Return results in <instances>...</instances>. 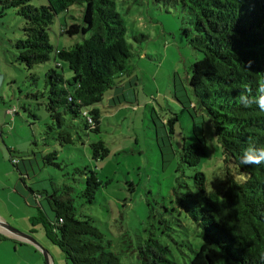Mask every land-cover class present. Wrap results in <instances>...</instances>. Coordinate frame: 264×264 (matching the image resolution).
Listing matches in <instances>:
<instances>
[{
	"label": "rangeland",
	"instance_id": "rangeland-1",
	"mask_svg": "<svg viewBox=\"0 0 264 264\" xmlns=\"http://www.w3.org/2000/svg\"><path fill=\"white\" fill-rule=\"evenodd\" d=\"M31 1L37 7L48 4V0ZM117 9L133 43V56L128 70L95 105L101 111L99 131L86 129L83 117L73 119L66 114L62 126L52 118L46 108L45 73L57 62L66 78L72 77V70L54 58L31 70L17 62L14 41L23 37L24 19L13 8L0 16V208L6 210L7 203V209L22 218L21 224L49 246L56 264H72L39 211L41 204L55 218L48 199L26 188L12 164L10 148L24 160V170L26 163L31 175L26 177L27 186L50 192L57 187L64 195L65 187H72L78 218H92L104 235L106 250L117 254L123 264H142L140 247L149 237L166 246L176 264H191L203 242L202 228L178 205L175 190H195L198 170L206 174L209 190L221 188L228 178L216 128L196 105L190 85L192 64L203 54L187 41L183 31L187 15L179 4L117 0ZM83 10L84 5L76 4L56 16L49 29L55 48L83 42L82 34H62L66 23L83 22ZM14 107L15 114L11 112ZM171 119H175L173 124L168 122ZM63 130L72 134V143L61 137ZM199 138L206 156L198 166L190 167L182 161V152ZM99 140L109 153L94 159L91 144ZM53 151L58 154L57 164H44L43 155ZM86 166L97 170L102 181L92 202L82 194ZM234 171L237 178L245 177Z\"/></svg>",
	"mask_w": 264,
	"mask_h": 264
},
{
	"label": "trees",
	"instance_id": "trees-1",
	"mask_svg": "<svg viewBox=\"0 0 264 264\" xmlns=\"http://www.w3.org/2000/svg\"><path fill=\"white\" fill-rule=\"evenodd\" d=\"M154 2L179 4L187 15L184 34L189 45L203 54L192 64L190 85L196 105L209 115L216 128L228 175L221 188L209 190L206 174L198 170L194 174L195 190H175L178 205L202 228L203 242L191 264H264V165L240 163L246 148H264V110L254 102L264 95L258 91L264 81V0ZM0 4V16L13 8L24 19L23 37L14 41L17 62L31 70L54 58L66 62L73 72L71 78H66L57 62L45 73L46 108L52 118L62 126L66 114L73 119L83 117L86 129L99 131L101 111L95 105L128 70L133 56V43L128 39L117 0H48L40 7L31 0H0ZM76 4L84 5L83 22L66 23L62 34H82L84 40L73 47L55 48L50 41V26L57 15ZM87 34L90 36L85 37ZM134 38L138 39L137 35ZM241 92L245 93L244 102ZM175 119L168 122L173 124ZM61 137L66 143L73 142L69 131L63 130ZM91 146L94 159L109 153L103 140ZM8 149L26 188L48 199L54 219L41 204L38 208L67 259L72 264H123L117 254L106 250L104 235L92 218H78L70 195L72 187H65L64 195L57 187L50 192L27 186L26 177L31 175L26 163L24 170V160ZM205 156V144L200 139L186 145L181 158L186 165L196 167ZM57 157L55 151L44 154V164H57ZM86 168L82 194L92 202L102 181L97 170ZM234 170L245 177L237 178ZM140 248L142 264H176L168 257V248L154 237Z\"/></svg>",
	"mask_w": 264,
	"mask_h": 264
},
{
	"label": "crops",
	"instance_id": "crops-1",
	"mask_svg": "<svg viewBox=\"0 0 264 264\" xmlns=\"http://www.w3.org/2000/svg\"><path fill=\"white\" fill-rule=\"evenodd\" d=\"M16 189H18L17 186ZM19 190H21V188ZM3 201L6 203L5 200ZM42 201L43 200L41 199V203ZM4 206L6 210H1L0 208V264H46L38 247L10 232L2 226L1 223H9L10 225L32 235L40 244L48 249L47 253H49V259L47 264H56L49 246L36 236L33 230L21 224L22 218L15 216L13 212L9 211L7 206L8 208L10 206L7 203ZM45 206L46 205L42 203V207Z\"/></svg>",
	"mask_w": 264,
	"mask_h": 264
},
{
	"label": "clouds",
	"instance_id": "clouds-1",
	"mask_svg": "<svg viewBox=\"0 0 264 264\" xmlns=\"http://www.w3.org/2000/svg\"><path fill=\"white\" fill-rule=\"evenodd\" d=\"M258 91L264 93V81L260 82ZM240 99H241V102L245 101L244 92L240 93ZM254 102L258 104L261 110H264V95H261ZM245 106H248V104L245 103ZM240 163L245 164V165H251V166L264 165V148H254L251 146L246 148L243 151V154L240 158Z\"/></svg>",
	"mask_w": 264,
	"mask_h": 264
},
{
	"label": "water",
	"instance_id": "water-1",
	"mask_svg": "<svg viewBox=\"0 0 264 264\" xmlns=\"http://www.w3.org/2000/svg\"><path fill=\"white\" fill-rule=\"evenodd\" d=\"M1 225L4 226L6 229H8L10 232L36 245L40 250H42L46 260L48 261L49 258L47 251L42 247V245H40V243L32 235L10 225L9 223H1Z\"/></svg>",
	"mask_w": 264,
	"mask_h": 264
},
{
	"label": "built area",
	"instance_id": "built-area-1",
	"mask_svg": "<svg viewBox=\"0 0 264 264\" xmlns=\"http://www.w3.org/2000/svg\"><path fill=\"white\" fill-rule=\"evenodd\" d=\"M69 99H71V98L69 97ZM11 112H13L15 114L17 112L16 107H14L13 109H11Z\"/></svg>",
	"mask_w": 264,
	"mask_h": 264
}]
</instances>
